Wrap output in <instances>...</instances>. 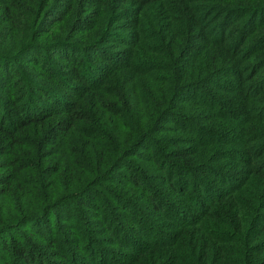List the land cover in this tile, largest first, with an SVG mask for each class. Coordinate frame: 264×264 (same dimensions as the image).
Returning <instances> with one entry per match:
<instances>
[{"label": "trees", "instance_id": "obj_1", "mask_svg": "<svg viewBox=\"0 0 264 264\" xmlns=\"http://www.w3.org/2000/svg\"><path fill=\"white\" fill-rule=\"evenodd\" d=\"M0 264H264V0H0Z\"/></svg>", "mask_w": 264, "mask_h": 264}]
</instances>
